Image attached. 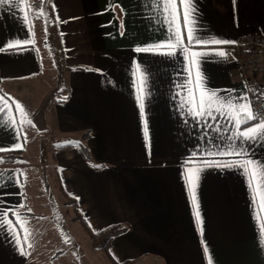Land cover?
<instances>
[{"label":"crops","instance_id":"obj_1","mask_svg":"<svg viewBox=\"0 0 264 264\" xmlns=\"http://www.w3.org/2000/svg\"><path fill=\"white\" fill-rule=\"evenodd\" d=\"M36 2L25 0L21 6L26 24L17 8L0 7V46L32 41L0 50V116L7 124L0 127L5 148L0 154L21 152L15 161L0 159V210L14 209L5 220L20 218L15 232L0 229V264L94 261L93 241L78 233L80 222L63 191L77 200L93 232L127 227L110 244L119 264H264V198H253L255 186L249 187L245 172L185 163L196 153V161L260 164L264 140L237 139L231 118L221 113L205 117L207 126L198 123L180 108L183 96H176V85L187 84L197 105L205 89L237 103L249 97L233 45L251 32L264 35V0H191L197 34L232 42L189 46L185 39L190 51L226 53L197 57L194 66L183 52L167 56L135 50L170 35L153 0H42L39 8ZM177 6L176 23L184 32V5L177 0ZM199 71L204 79L197 89ZM143 73L148 95L142 116L137 88ZM47 132L64 140L54 152L53 169L59 198L73 215L62 221L59 212L48 225H39L46 216L30 205H39L47 193L43 177L32 178L27 156L43 145ZM80 143L89 148L90 159L82 155ZM230 145L246 155H206ZM194 166L203 167L196 188L199 222L183 175ZM61 204L59 211L66 207ZM49 227L53 231L45 239ZM80 236L84 245L77 241ZM104 258L100 263L107 264Z\"/></svg>","mask_w":264,"mask_h":264},{"label":"snow or ice","instance_id":"obj_2","mask_svg":"<svg viewBox=\"0 0 264 264\" xmlns=\"http://www.w3.org/2000/svg\"><path fill=\"white\" fill-rule=\"evenodd\" d=\"M25 0H0V7L5 5L17 8L21 12L24 13L23 19L26 24V16L27 13L23 7ZM42 0H37L36 7L39 8ZM153 3L157 5L158 10L161 11L164 15L166 21V31L170 32V35L166 37L163 41H157L154 44H150L144 47H137L135 50L137 52H144L150 54H158V55H167L173 56L176 55L177 52H183L185 54V59L189 62L190 66H194L197 64V57L207 56V55H215L220 58L225 57L226 53L224 51H215V52H207V51H190L189 47H185L184 41L187 40V44L189 46H208V45H221L232 43L222 39H209L204 40L201 36L197 34L198 29L195 24V15L194 8H192L191 0H179L181 5H184L183 9V20H184V32H181L180 28L177 26V19L181 15L178 10L177 0H153ZM54 10V6H53ZM43 14V13H41ZM58 19V18H57ZM62 22V21H61ZM47 31V29H45ZM32 43V41L25 40L23 44L13 43L12 41L6 42L5 46H0V50H3L4 47L7 48H18L23 47V45H27ZM137 71H142L140 65L137 63L136 65ZM191 72V67L186 69ZM135 75V73H134ZM204 79V74L202 71L198 72L196 79L197 89L200 88ZM191 78L189 77L188 83H191ZM180 91H177L176 96L181 97L180 108H187L188 114L196 120L198 123L204 121L207 126V121H205V117L209 119H215L212 113L217 112L222 115H227L231 118L233 126L237 129L236 138L242 141H262L264 140V93L261 94V98L259 99V103L256 104L252 100L249 99L247 95L241 96L238 98L240 101L237 103L233 100H224L221 99L219 94L214 90H203L199 92V103L197 105L196 99L193 96V89L188 88L187 84H179L176 85ZM147 74L143 73L140 83L137 88V100L138 107L141 111V115H144L145 112V103L147 100ZM18 111H23V107L19 104L16 105ZM2 111V109H0ZM242 125H247L242 129ZM7 124L3 120V116H0V127H6ZM145 135H148V129L145 127ZM26 139V137H25ZM70 143V142H69ZM16 148L22 147V145H16ZM8 150H14L11 146H9ZM5 151L4 146H0V152ZM208 156H244L246 152L244 150L237 151L235 147L231 145L227 150L217 151V152H207ZM196 153L192 154V159L186 161V164H200L204 166H214V167H224V168H232L239 167L241 168L248 177L249 187L252 188L255 186L254 190V199L257 195H260L264 198V162L260 164H255L252 160L245 161H235V162H220V161H196L195 160ZM203 171V167H187L183 173L185 177L186 187L192 193V203L197 206V211L195 213V220L200 221V213L198 210V202L196 195V188L198 186L200 173ZM19 183V180H17ZM8 211H13L14 209H4L0 210V229H8L13 232L16 231L17 223L20 218L18 216L15 217V220L9 218L5 220V217L8 215ZM261 229L264 230V224L260 225ZM31 247V245H28ZM262 250H264V242L261 244ZM204 251L207 252V247L204 248Z\"/></svg>","mask_w":264,"mask_h":264},{"label":"rangeland","instance_id":"obj_3","mask_svg":"<svg viewBox=\"0 0 264 264\" xmlns=\"http://www.w3.org/2000/svg\"><path fill=\"white\" fill-rule=\"evenodd\" d=\"M52 136H53V134H51V133L49 134L47 132L45 134V137L41 141V143L43 145L41 147L40 146L35 147V149H30V155L27 156V159H28V167L30 168L29 171L31 172L32 178H34L37 181L38 180L37 179V176H38L37 173H38L39 176L41 178L43 177V179H44V181H42L43 182V185L41 184V187L44 186V190L46 191L47 195L43 194L42 195V200L41 201H38V202H40V204L39 205H36L34 207H33L34 204H31L30 205V202H29V205L32 206V210H34V211H36V212H38L40 214H44L46 216L45 218H42L41 217L40 220H38V224L39 223H42L44 225H48L49 222L52 221L53 218H56V215L59 212H60V214H59V217L58 218L60 220H62V221L63 220H68V218L72 214V211L70 212L67 209L68 205L65 204L66 202L65 203L63 202V199L64 198H61V197L59 198V195L60 194H58L59 190L57 188L58 182L55 179V170L53 169V160L55 158V153L54 152L56 151L57 146L58 145L60 146L61 142H64V140L57 141ZM36 137H38V136H36ZM38 140H39V138L37 139V142L39 143L40 141H38ZM2 155L3 154H0V159H2ZM23 172H25L24 169H23ZM35 184H36V182H35ZM39 186H40V184H39ZM30 193L31 192L28 191V194H30ZM30 197H31V195H29V198ZM47 203L51 204L50 205L51 208L46 207L47 206ZM59 203H62L61 205H65L66 206V207H64V210L63 209H60V211H59V209H56L57 208L56 205H59ZM52 204H55V205L52 206ZM28 216H32V215L30 213H28ZM29 220H32L33 221L34 219H31L30 218ZM75 225H76V227L78 229V233L79 234L82 233L81 231H84V233H86L88 235V233L86 232V230L84 229V227L82 225H81L82 226L81 227L78 222ZM49 228L50 229L47 231L46 236L44 235L45 236V239H47V236H49V234H51V231H53V228L52 227H49ZM60 232H62V230ZM81 235H83V234H81ZM44 241H47V240H44ZM77 241L78 242L79 241L82 242V245H84L83 244L84 239L81 236L77 238ZM92 245H93L92 252L94 254L93 255V260L94 261L91 262V263H88V264H102V263H100V260H101L100 258H102V260H104L105 259L104 258L105 256H106V258H108L107 255L101 249L97 248L94 245V243ZM102 253H104V254H102ZM105 261L107 262V264H114L113 261L110 260L109 258H108V260L106 259ZM46 263H48V262H46ZM51 263L54 264L55 261L52 260ZM131 263L132 262H130L129 264H131ZM55 264H58L57 261H56ZM59 264H73V261L72 260L71 261H67V260L62 261L61 260L59 262Z\"/></svg>","mask_w":264,"mask_h":264},{"label":"built area","instance_id":"obj_4","mask_svg":"<svg viewBox=\"0 0 264 264\" xmlns=\"http://www.w3.org/2000/svg\"><path fill=\"white\" fill-rule=\"evenodd\" d=\"M233 50L247 86L249 99L258 104L264 93V35L251 32L234 43Z\"/></svg>","mask_w":264,"mask_h":264},{"label":"trees","instance_id":"obj_5","mask_svg":"<svg viewBox=\"0 0 264 264\" xmlns=\"http://www.w3.org/2000/svg\"><path fill=\"white\" fill-rule=\"evenodd\" d=\"M89 134H84L83 137H87ZM70 147V145H65L63 146V148H68ZM79 149L82 153V155L86 158V159H90L91 158V154H90V150L89 148L83 144L80 143L79 144ZM2 155V159L4 161H15L17 156L21 154L20 151H10L8 153H1ZM64 196L67 198V203L69 205H71L73 207L74 213H75V219L77 221L80 222V224L84 227V229L86 230V232L88 233V235L91 237V239L93 240L94 245L101 249L103 252H105V254L107 255V257L113 261L114 264H119L118 262H116L110 253V244L111 241L117 237L118 235L122 234L123 232H125L127 230V227H122L119 225H114L111 226L107 229H104L102 231H100L99 233H95L92 231L90 225L88 224L87 220L84 218L77 200H75L74 198L70 197L65 191H63ZM131 261H126L122 264H129Z\"/></svg>","mask_w":264,"mask_h":264}]
</instances>
